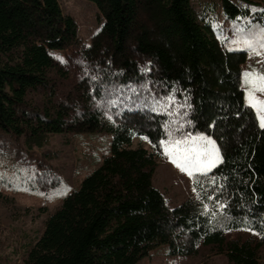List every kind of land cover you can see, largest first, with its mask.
Here are the masks:
<instances>
[{
    "label": "trees",
    "instance_id": "1",
    "mask_svg": "<svg viewBox=\"0 0 264 264\" xmlns=\"http://www.w3.org/2000/svg\"><path fill=\"white\" fill-rule=\"evenodd\" d=\"M87 1L103 19L88 43L58 0H0V134L28 150L58 133L111 135L101 198L45 264H137L160 246L171 256L208 247L227 264H261L264 128L244 101L247 51L226 48L191 0ZM217 1L228 18L264 17V0H237L255 11ZM120 88L174 101L161 113L107 105ZM196 133L215 140L220 161L193 176L194 197L170 206L152 183L161 142ZM138 136L150 149L132 146ZM20 180L36 192L65 188L48 167ZM238 230L248 235L227 236Z\"/></svg>",
    "mask_w": 264,
    "mask_h": 264
},
{
    "label": "rangeland",
    "instance_id": "2",
    "mask_svg": "<svg viewBox=\"0 0 264 264\" xmlns=\"http://www.w3.org/2000/svg\"><path fill=\"white\" fill-rule=\"evenodd\" d=\"M234 1L241 7L246 5ZM58 2L62 12L76 21L79 38L88 43L103 22L97 7L87 0ZM190 4L196 20L201 24L209 22L214 34L226 48L250 51L244 73L264 74V47H261L264 44V17L228 18L217 0H191ZM246 6L251 11L258 9L252 5ZM245 40L252 43L256 51L245 48ZM244 73L241 85L244 101L248 104ZM256 95L264 100V94ZM173 101L172 95L166 99H155L145 88H120L111 91L106 104L121 109H149L161 113ZM254 111L259 121L256 109ZM189 136H204L213 141L217 148L215 140L208 134ZM110 139L111 135L104 132L58 133L50 136L44 146H34L28 150L22 138L0 134V264H45L67 246L86 220L91 205L102 196ZM162 142L152 183L168 204L174 206L194 197L196 191L193 177L171 162ZM137 145L150 149L149 143H143L135 137L132 146ZM34 166L48 167L58 175L65 183L63 191L44 193L31 190L20 177H24L27 169ZM247 235L246 230L227 233L230 238ZM259 258L260 263L264 264V248L260 249ZM137 264H227V260L223 254L215 253L208 247H200L195 255L171 256L167 254L166 246H160Z\"/></svg>",
    "mask_w": 264,
    "mask_h": 264
},
{
    "label": "snow or ice",
    "instance_id": "3",
    "mask_svg": "<svg viewBox=\"0 0 264 264\" xmlns=\"http://www.w3.org/2000/svg\"><path fill=\"white\" fill-rule=\"evenodd\" d=\"M234 43H240V41H234ZM243 43L245 48L256 51L249 41L245 40ZM261 47H264V44H261ZM257 54L259 55V52ZM244 77V83L248 89V104L256 109L260 127L264 128V100L259 99L256 95V93L264 94V74L246 72ZM169 135L171 137V133ZM162 143H164L165 154L170 156L171 162L189 177H193L196 173L206 175L220 160L219 151L214 142L204 136H185L181 139L170 138Z\"/></svg>",
    "mask_w": 264,
    "mask_h": 264
},
{
    "label": "crops",
    "instance_id": "4",
    "mask_svg": "<svg viewBox=\"0 0 264 264\" xmlns=\"http://www.w3.org/2000/svg\"><path fill=\"white\" fill-rule=\"evenodd\" d=\"M249 56H250V51L248 50L247 51V58H246V61L244 62V64H242V67H241V77L243 76V73L245 72V63L249 60Z\"/></svg>",
    "mask_w": 264,
    "mask_h": 264
},
{
    "label": "built area",
    "instance_id": "5",
    "mask_svg": "<svg viewBox=\"0 0 264 264\" xmlns=\"http://www.w3.org/2000/svg\"><path fill=\"white\" fill-rule=\"evenodd\" d=\"M140 141H142L143 143H149L148 139L146 136H138L137 137Z\"/></svg>",
    "mask_w": 264,
    "mask_h": 264
}]
</instances>
